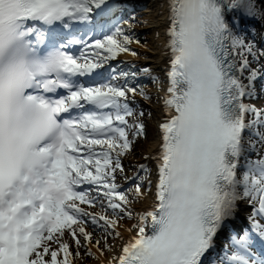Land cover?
<instances>
[{"label": "snow or ice", "instance_id": "6c2138e0", "mask_svg": "<svg viewBox=\"0 0 264 264\" xmlns=\"http://www.w3.org/2000/svg\"><path fill=\"white\" fill-rule=\"evenodd\" d=\"M118 5L0 0V264H72L65 230L93 256L85 225L122 239L120 220L133 218L130 205L151 190L150 179L146 191L143 180L117 183L133 147L129 131L144 132L129 124V95H145L128 86L136 72L110 64L137 55L130 46L139 43L128 20L115 19ZM168 9L156 203L113 264H204L241 203L253 208L250 227L231 230L221 264H264V108L245 103L264 80L256 40L264 34L234 30L264 20V0H168ZM95 247L100 256L113 250L100 240Z\"/></svg>", "mask_w": 264, "mask_h": 264}, {"label": "bare ground", "instance_id": "6f19581e", "mask_svg": "<svg viewBox=\"0 0 264 264\" xmlns=\"http://www.w3.org/2000/svg\"><path fill=\"white\" fill-rule=\"evenodd\" d=\"M134 4H138L141 6L142 13L141 16V28L147 33L148 39L145 43L142 44L141 40L139 43H133L130 47L134 50L137 55L133 56L130 53H121L117 56L116 60L119 64L123 66H134L136 71L140 72L143 69H150L151 74L144 76L147 78L148 83L152 84V87L145 91V95H141L143 98H151V100L155 103L153 106V111L157 116V124L159 127L158 137L149 143L148 149L145 152L141 151V148H138L134 151V157L137 158L136 163L132 160L127 162L129 168L140 169V173L138 176L141 179L134 180L137 175H127V173H118L117 174V182L120 181L123 183L122 187L125 189L129 183H140L143 180L144 188L142 190H147L148 188V180H151V190L147 191V194L140 200H137L133 203V206L130 207L133 218L129 219L126 217V220H120L119 225L117 227V231L120 232L121 238L114 237L112 235H108V239L105 241H100L101 248H104L105 244L113 245V250L111 252L105 251L103 256H100V252L97 251L95 247V242L97 241L93 239L92 236V245L91 251L95 254L93 256H89L86 253L84 245V241H81V247L77 249V246L73 241H71L68 237V234L65 233L63 237L64 240L70 245V251L72 256L70 260L72 264H113V257L120 255V250L125 242H127L136 232L133 225L137 224L139 215H142L145 211L151 210L152 207L156 203V184H157V160L154 159L160 152L161 143H162V132L160 129V125L167 118V114L164 108V97L167 94V87L169 84L167 72L170 67V58L171 51L167 45V37L165 35L166 29L168 27V0H129ZM128 1V2H129ZM132 2L129 4L131 5ZM120 4V2H119ZM134 12L128 13L126 19L128 22L134 26L135 20L132 18ZM130 19V20H129ZM127 26V25H126ZM254 29V32H253ZM137 30V29H136ZM238 33L243 32L245 34L249 32L264 34V20H256V21H245L243 24H237L236 29H234ZM135 29L132 31V33ZM251 39V36H248ZM257 42L264 46V40L260 39V36H256ZM79 46H74V49ZM256 91L252 98L246 99L245 103H250L255 105L257 108H264V80H258L256 82ZM137 97V96H135ZM137 100V98H136ZM252 160L257 159L255 154H252L250 157ZM144 165L147 169H149L150 177H147L148 174L141 170L140 166ZM147 174V175H146ZM240 173L238 172V175ZM129 177V178H128ZM118 178L120 180H118ZM128 178V182H123ZM126 183V184H125ZM253 213V208L248 203H241L239 205L238 214L229 225L228 229L222 231V233L229 232L231 233L232 229L239 231L241 228H249L250 221L248 217ZM257 219H261L257 217ZM261 222H264L262 219ZM131 229V231H129ZM95 238V237H94ZM218 242V241H217ZM216 242V246L221 245L218 250H221L219 255H215V251H212L210 255L207 256L210 259L206 261L204 264L213 263V264H221L222 259V251L228 248V243L225 241ZM52 247H57V244H52ZM55 249V248H53ZM77 251H79V255H77ZM99 257V259H97ZM207 263V264H208Z\"/></svg>", "mask_w": 264, "mask_h": 264}, {"label": "rangeland", "instance_id": "374dc122", "mask_svg": "<svg viewBox=\"0 0 264 264\" xmlns=\"http://www.w3.org/2000/svg\"><path fill=\"white\" fill-rule=\"evenodd\" d=\"M132 17H133V19H136V20H135L134 26H132L129 23L131 25L130 33L132 35H134L136 40L140 41V39H142L141 42L143 44L147 41L148 35L146 32L139 29V28H141V16H138V14H134ZM125 27H127V26L125 25ZM134 29H135V31L132 33V31ZM110 64H111L112 68H114L116 70L117 73H119L120 71L136 72L134 66H123V65L119 64L116 59L113 61H110ZM136 73H137V76H136L135 80L129 82V84H128L129 87L136 86V87L140 88V87H142L143 84H147V86L143 87L144 91H147V89L152 87V84H149L147 78L144 76L143 71L136 72ZM119 82L123 84L124 80L121 79ZM136 96L137 97L133 98L131 96V94L129 95L130 107L133 109L134 115L131 117H128V120H129V124L143 123L144 132L137 137V136L133 135V133L135 132V129H131L129 131V139L132 141L133 147L128 154L121 157V164L124 168L123 172L127 173V175L129 177L132 174L138 176V174L140 173V169L129 168V166L127 165V162L130 160H132L136 163L137 158L134 157V155H133L134 151L138 148H141V151L145 152L148 149L149 143L152 142L153 140H155L159 134L158 124H157V116H156L155 112L153 111V106H155V103L151 100V98L141 97V95L139 93H137ZM136 98H137V100H136ZM141 113H143V115H140ZM118 173H120V172H118ZM150 173L151 172L147 173L148 174L147 177H150ZM128 178L126 180H124L123 182L127 183ZM118 180H120V179L118 178ZM117 183L120 184L121 186L123 185V183H121L120 181H118ZM134 186H135V183H129L125 189L134 188ZM94 195H95V193L93 192V196ZM133 203L130 205V207L133 206ZM81 207H84L89 212H94V213L104 212V209H102L99 205H97L95 208L89 207L88 205H81ZM107 214L112 215V212L110 209L108 210ZM113 218H115V217H113ZM122 220L125 221L126 217ZM85 226H86L88 231L92 232V236H93L94 240H96V238H97V240L106 242V240L108 239V234L102 228H100L98 226L94 227L92 225H85ZM65 233L68 234L67 230H65ZM82 242H83V240H82ZM52 248H57V247H52ZM62 256H63V254L61 253V255L58 257V259L62 258ZM45 258L49 259V257H45Z\"/></svg>", "mask_w": 264, "mask_h": 264}]
</instances>
